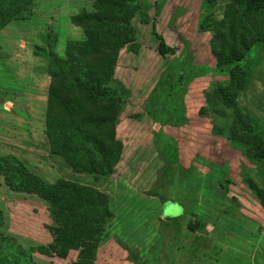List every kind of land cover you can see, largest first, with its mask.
<instances>
[{
	"label": "rangeland",
	"instance_id": "1",
	"mask_svg": "<svg viewBox=\"0 0 264 264\" xmlns=\"http://www.w3.org/2000/svg\"><path fill=\"white\" fill-rule=\"evenodd\" d=\"M143 1L148 20H133L138 48L119 50L111 81L126 93L116 124V137L124 144L114 172L104 178L76 173L49 154L44 137L50 76L35 44H45L46 34L52 39L56 32V50L62 53L67 40L82 39V27L70 17L89 9V0H36L26 19L0 29V155L20 158L47 181L61 177L104 193L113 190L109 204L114 218L99 242L96 264H264V206L248 185L252 179L264 191V159L258 148H251L254 138L243 135L248 144L241 149L225 133H214L213 122L219 120L229 130L235 113L225 108L219 118L207 104V94L226 84L228 73L215 69L212 33L200 23L206 15L222 18L228 0H216L209 8L202 0H158L156 7L154 0ZM158 34L172 53H158ZM177 58H184L182 71L174 69ZM242 70L244 87L236 95L235 109L244 115L247 128H254L252 134L264 137L260 45L246 55ZM180 74L186 77L181 84ZM169 82L172 88L167 89ZM159 181H171L178 188L176 196L188 195V212L175 224L157 226V216L161 211L177 214L179 202L163 206L135 191L148 193ZM0 212V229L24 247L51 241L52 219L44 200L9 190L2 177ZM77 254L70 249L66 257L39 251L32 255L35 264H73Z\"/></svg>",
	"mask_w": 264,
	"mask_h": 264
},
{
	"label": "trees",
	"instance_id": "2",
	"mask_svg": "<svg viewBox=\"0 0 264 264\" xmlns=\"http://www.w3.org/2000/svg\"><path fill=\"white\" fill-rule=\"evenodd\" d=\"M35 1L0 0V29L14 20L26 19ZM89 1V9L70 17L72 24L82 27V39L67 40L59 53L56 32L52 39L46 34L45 44H35L34 52L46 59L50 76L44 113L49 154L62 158L76 173L104 178L114 172L123 148L116 137V124L126 103V93L111 84L115 65L121 48H138L133 20L137 16L147 21L148 7L143 0ZM157 1H153L155 7ZM202 1L207 8L216 2ZM200 28L212 33L210 47L215 69L228 73L227 83L217 84L207 94L208 107L219 118L225 116V108L235 113L229 130L224 131L217 120L213 122V131L225 133L233 146L241 149L248 144L243 135L254 138L250 147L258 148L256 153L264 159V137L252 134L254 128H247L244 115L235 109L236 95L244 87L242 67L246 55L255 45H260L264 52V0H228L222 18L206 15ZM157 37L159 54L174 51L159 34ZM183 64L184 58H177L174 69L179 67L182 71ZM180 76L179 83L186 78ZM170 88L171 82L167 89ZM204 110L201 107L199 112ZM0 177L9 190L44 200L52 219L48 229L51 241L47 245L26 248L0 229V264H35L33 251L66 257L70 249L78 250L73 264H94L99 242L114 215L106 193L61 177L47 181L14 155H0ZM248 185L264 206V191L252 179H248ZM148 194L157 195V191L151 189Z\"/></svg>",
	"mask_w": 264,
	"mask_h": 264
},
{
	"label": "crops",
	"instance_id": "3",
	"mask_svg": "<svg viewBox=\"0 0 264 264\" xmlns=\"http://www.w3.org/2000/svg\"><path fill=\"white\" fill-rule=\"evenodd\" d=\"M182 109L184 110V107H182ZM183 115V114H182ZM185 123L183 129L185 130L186 129V125H187V122L186 120L183 121ZM190 126V125H189ZM148 129V128H147ZM155 129V128H154ZM116 132H118V126L116 127ZM147 138V137H146ZM184 141V140H183ZM191 141V139H190ZM121 142L123 143L122 139H121ZM124 144V143H123ZM161 176V172L159 174V178ZM112 181H110V184H111ZM124 183V182H123ZM127 182L124 183V185L122 186H126ZM159 184H162V186H158ZM128 186V185H127ZM156 187H158L159 189L160 188H164V189H170V191L164 195H161V193L163 192L162 191H159V189H156ZM174 186H171V181H167V182H164V181H159V182H156V184L152 187V189H155L157 191V195H150L146 192V190H138V189H135V191L137 192V195H140L141 197L145 196L144 198L145 199H150V198H156L159 200V202L165 206V205H168V204H174L175 201L179 202L177 205L180 206V211L177 213V214H174V215H165L163 211L159 212L158 213V216H157V226L163 224V223H170V222H173L174 224L179 222L178 220H181V218L183 216H186L187 212H188V209H189V206L188 204H185V201H186V198H188V195L186 194L185 196H176L177 193H178V188L175 189L173 188ZM133 188V186L131 187ZM134 189V188H133ZM105 192V191H104ZM113 192V190H112ZM111 191L107 190V195H108V198L113 194ZM168 202H171V203H168ZM188 202V201H187ZM110 205V204H109ZM111 208V207H110ZM112 210V209H111ZM114 213V212H113ZM113 218H114V215H113ZM110 225V224H109ZM108 232V229L105 231V234H107ZM163 235L166 236L163 232ZM100 246V245H99ZM99 249V248H98ZM72 253L70 252L69 253V256L71 255ZM96 260V259H95ZM95 264H96V261H95Z\"/></svg>",
	"mask_w": 264,
	"mask_h": 264
}]
</instances>
